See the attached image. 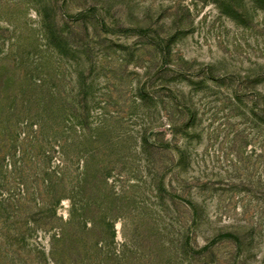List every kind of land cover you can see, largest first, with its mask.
I'll return each instance as SVG.
<instances>
[{
	"label": "rangeland",
	"instance_id": "1",
	"mask_svg": "<svg viewBox=\"0 0 264 264\" xmlns=\"http://www.w3.org/2000/svg\"><path fill=\"white\" fill-rule=\"evenodd\" d=\"M0 264H264V0H0Z\"/></svg>",
	"mask_w": 264,
	"mask_h": 264
}]
</instances>
